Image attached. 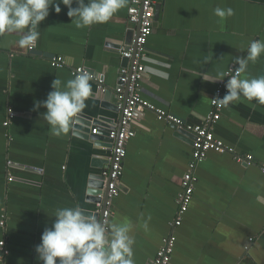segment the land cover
Returning <instances> with one entry per match:
<instances>
[{
	"label": "crops",
	"instance_id": "1",
	"mask_svg": "<svg viewBox=\"0 0 264 264\" xmlns=\"http://www.w3.org/2000/svg\"><path fill=\"white\" fill-rule=\"evenodd\" d=\"M155 1L160 15L147 45L143 98L185 123L202 124L219 81L200 77L237 66L234 59L247 55L250 41L264 40V0ZM60 7L59 14L50 9L41 24L35 51L45 56L20 48L18 35L0 37V243L8 252L0 246V264H42L35 249L55 211L77 205L94 210L89 180L111 159L107 136L91 140L75 124L69 135L57 137L42 119L47 110L36 111L35 102L47 99L56 78L66 82L74 78L72 69L83 66L104 75L107 92L101 94L90 79L93 95L81 115L113 121L102 122L105 128L118 126L121 117L115 108L121 51L127 36L135 40L138 34L129 20L131 0L107 24L82 29ZM217 7L232 8L234 15L221 21ZM59 56L67 66L53 68L50 60ZM245 75H264V56L250 62ZM11 112L15 117L5 127ZM133 128L110 223L131 225L135 264H149L172 231L193 140L150 111ZM214 134L254 162L238 164L233 155L210 152L198 166L193 202L175 230L171 264H264V199H258L264 197V106L253 109L243 100L224 107Z\"/></svg>",
	"mask_w": 264,
	"mask_h": 264
},
{
	"label": "clouds",
	"instance_id": "2",
	"mask_svg": "<svg viewBox=\"0 0 264 264\" xmlns=\"http://www.w3.org/2000/svg\"><path fill=\"white\" fill-rule=\"evenodd\" d=\"M61 4L67 7L72 24L82 29L107 24L128 7L129 0H0V37L18 35L16 44L20 48L36 47L41 24L49 17L50 9L61 13ZM214 15L223 21L233 16L234 10L217 7ZM262 56L264 40H252L247 55L234 59L235 70L214 68L210 73H202L200 78L206 82L227 79L225 96L212 101L225 107L243 100L253 109L264 106V75H245L249 63H256ZM90 79L87 72L66 82L56 78L47 99L35 102L36 111L41 107L47 110L41 116L53 135L67 136L72 131L93 95ZM131 232L128 223L114 221L106 228L95 217L86 216L78 205L63 207L55 211L51 227L45 228L42 243L35 250L42 264H135V238Z\"/></svg>",
	"mask_w": 264,
	"mask_h": 264
},
{
	"label": "built area",
	"instance_id": "3",
	"mask_svg": "<svg viewBox=\"0 0 264 264\" xmlns=\"http://www.w3.org/2000/svg\"><path fill=\"white\" fill-rule=\"evenodd\" d=\"M157 3L155 0H131L129 20L133 24L138 25V34L135 40V48L128 52L121 51V54L132 60L131 68L123 69L120 76V84L115 89L117 96L116 105L122 111L120 127L113 126L110 131V139L114 142L111 151V159L109 166L103 171L102 175L108 183V194L106 200L104 196H100L101 201L96 204L97 212L101 213L100 222L107 228L113 216L114 200L121 194V181L125 172V160L127 157V147L129 142L135 137L134 125L140 119V116L146 111L153 112L157 119L166 122L170 125H175L179 129L193 135V152L192 159L188 165V170L184 174L181 182L182 191L178 198V210L174 222L171 224L172 231L162 241V246L157 252L156 257L149 264H171L172 257L177 245V237L175 230L181 227L184 216L189 211L193 202L194 193L198 184V176L196 170L203 163L210 152L218 154L233 155L238 164L251 165L254 162V157L251 155L241 156L234 148L227 146L223 141L217 139L214 134V126L222 117V112L225 106L211 101V111L204 118L202 124H188L183 120L167 113L166 111L157 108L143 98L142 85L146 74L144 61L147 58V45L150 36L153 34L155 27ZM36 47L28 49L29 54L33 53ZM53 68L66 67L65 59L61 56L53 57L50 60ZM237 66H232L235 70ZM229 70V69H228ZM73 75L81 72H87L91 79L97 83L100 93H106L105 78L103 74H92L86 67H77L72 69ZM227 79L223 82L219 81L215 95L212 100L223 98L227 92L225 87ZM15 113L11 112L9 119L4 123L8 127L10 121L14 119ZM97 129L93 134H97ZM11 164V163H9ZM261 173L264 176V163L260 165ZM13 180L10 178L9 181ZM2 226L5 222L1 223ZM0 246L5 255L8 252L4 249L5 242H1Z\"/></svg>",
	"mask_w": 264,
	"mask_h": 264
},
{
	"label": "water",
	"instance_id": "4",
	"mask_svg": "<svg viewBox=\"0 0 264 264\" xmlns=\"http://www.w3.org/2000/svg\"><path fill=\"white\" fill-rule=\"evenodd\" d=\"M159 15H160V8H159V6H157L155 19H157V17ZM135 40H136V38H135ZM135 40H132L130 36H127L126 41H125L126 49H123V52H128L129 50L135 48ZM31 55H33V56H45L44 54H41L37 51H34L33 53H31ZM132 60L133 59H129V58H127L121 54V61H122L123 69L131 68ZM115 108L121 114L122 111L119 110L117 105H115ZM121 118H122V114H121V117H120V120H119V123L117 126L118 128L120 127ZM102 122H113V121H108V119H106L105 117H97L94 119L93 117H89V116H85V115L80 114L79 118L76 120V123H75L76 124L75 130L92 134L90 139L94 140V141L101 140L100 135L107 136V140H105L106 147L110 151H112L113 146H114V142L110 139L109 136H110V131L113 129V127H106L105 128V127H103ZM172 127L177 131V133L179 134L180 137H182V138L183 137H189L193 140V135L187 133L184 130L179 129L175 125H172ZM96 129L98 131H97V134L94 135L93 131ZM109 160L107 162L110 164L111 162ZM87 193L89 196V201H92L93 203H95V205L101 201L100 196H104V200H106L107 194H108V183L106 182V179L102 174L101 175H92L90 177L89 189H88ZM82 212L86 216L95 217L99 221L101 219V213L97 212V208H95L94 210H82Z\"/></svg>",
	"mask_w": 264,
	"mask_h": 264
}]
</instances>
